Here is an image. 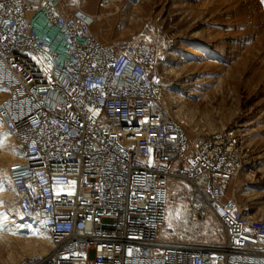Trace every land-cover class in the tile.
Listing matches in <instances>:
<instances>
[{
    "label": "built area",
    "instance_id": "built-area-1",
    "mask_svg": "<svg viewBox=\"0 0 264 264\" xmlns=\"http://www.w3.org/2000/svg\"><path fill=\"white\" fill-rule=\"evenodd\" d=\"M118 0H101L105 8ZM6 185L50 240L17 264H264V217L228 195L248 150L235 130L193 132L165 108L147 42L101 44L73 0H0ZM172 181L223 229L215 244L162 236Z\"/></svg>",
    "mask_w": 264,
    "mask_h": 264
},
{
    "label": "rangeland",
    "instance_id": "rangeland-1",
    "mask_svg": "<svg viewBox=\"0 0 264 264\" xmlns=\"http://www.w3.org/2000/svg\"><path fill=\"white\" fill-rule=\"evenodd\" d=\"M97 15L99 42H147L158 57L165 108L193 132L235 130L248 150L232 191L255 216L264 217V0H73ZM13 141L0 128V264H17L41 253L48 238L23 220L6 185ZM162 236L215 244L223 229L210 213L191 206V193L177 181ZM45 239V240H44ZM40 245V246H39Z\"/></svg>",
    "mask_w": 264,
    "mask_h": 264
},
{
    "label": "crops",
    "instance_id": "crops-1",
    "mask_svg": "<svg viewBox=\"0 0 264 264\" xmlns=\"http://www.w3.org/2000/svg\"><path fill=\"white\" fill-rule=\"evenodd\" d=\"M234 182H232L231 183V185H230V188H229V190H228V195H234V193H233V191H232V184H233ZM235 196V195H234ZM237 198V197H236ZM237 200H238V198H237ZM238 203H239V201H238ZM240 204V203H239ZM240 206L247 212V213H249V214H251L250 213V211H247V209H246V207H244V206H242L241 204H240Z\"/></svg>",
    "mask_w": 264,
    "mask_h": 264
},
{
    "label": "bare ground",
    "instance_id": "bare-ground-1",
    "mask_svg": "<svg viewBox=\"0 0 264 264\" xmlns=\"http://www.w3.org/2000/svg\"><path fill=\"white\" fill-rule=\"evenodd\" d=\"M99 18V17H98ZM6 174H7V171H6ZM45 240V239H44ZM49 243H50V240L47 238L46 240H45V244L48 246L49 245ZM40 246V245H39ZM46 251V248H41V253H44ZM40 253V252H39Z\"/></svg>",
    "mask_w": 264,
    "mask_h": 264
},
{
    "label": "snow or ice",
    "instance_id": "snow-or-ice-1",
    "mask_svg": "<svg viewBox=\"0 0 264 264\" xmlns=\"http://www.w3.org/2000/svg\"><path fill=\"white\" fill-rule=\"evenodd\" d=\"M0 8H3V5H0Z\"/></svg>",
    "mask_w": 264,
    "mask_h": 264
}]
</instances>
